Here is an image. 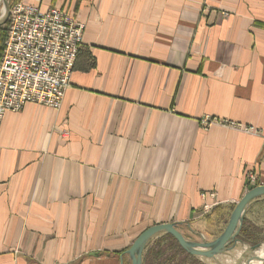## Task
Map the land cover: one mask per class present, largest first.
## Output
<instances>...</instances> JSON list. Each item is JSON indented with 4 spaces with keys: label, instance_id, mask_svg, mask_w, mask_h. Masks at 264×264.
Segmentation results:
<instances>
[{
    "label": "crops",
    "instance_id": "0c3cea01",
    "mask_svg": "<svg viewBox=\"0 0 264 264\" xmlns=\"http://www.w3.org/2000/svg\"><path fill=\"white\" fill-rule=\"evenodd\" d=\"M17 1L85 30L61 107L1 123L0 264H131L264 184V0Z\"/></svg>",
    "mask_w": 264,
    "mask_h": 264
},
{
    "label": "built area",
    "instance_id": "2783aa9c",
    "mask_svg": "<svg viewBox=\"0 0 264 264\" xmlns=\"http://www.w3.org/2000/svg\"><path fill=\"white\" fill-rule=\"evenodd\" d=\"M84 30L85 24L68 11L42 10L24 1L11 5L0 57V127L8 112H19L29 103L61 107L71 85ZM203 122L209 125L218 120L208 117ZM220 123L257 132L254 127L228 120ZM246 180L248 186H258L255 170L247 172Z\"/></svg>",
    "mask_w": 264,
    "mask_h": 264
},
{
    "label": "rangeland",
    "instance_id": "374dc122",
    "mask_svg": "<svg viewBox=\"0 0 264 264\" xmlns=\"http://www.w3.org/2000/svg\"><path fill=\"white\" fill-rule=\"evenodd\" d=\"M15 1L17 0L0 1V28L3 29L8 26L9 11L11 5ZM231 212V208L218 211L214 219L212 221L209 220L208 225L206 226L203 225L204 221H202L200 223V225L204 227L202 228V235H194L193 238L191 237L189 239L198 242L202 241V239L207 241L214 240L225 229ZM247 212V218L244 219L242 229L245 230L246 237L249 242H240L233 250L222 253L212 259L196 256H194V258H190L177 246H175L173 250H167L164 256L152 264H246L247 259L253 255H256L260 249L259 248L256 252H254L252 247L256 244H264V197H260L253 201ZM161 235L162 234L155 236L150 241L151 244H153ZM143 264L149 263L144 262L143 258Z\"/></svg>",
    "mask_w": 264,
    "mask_h": 264
},
{
    "label": "water",
    "instance_id": "95a60500",
    "mask_svg": "<svg viewBox=\"0 0 264 264\" xmlns=\"http://www.w3.org/2000/svg\"><path fill=\"white\" fill-rule=\"evenodd\" d=\"M260 197H264V184L255 186L247 191L240 201L235 204L225 229L214 240L207 241L202 239L200 242L190 240L181 232L179 224H159L142 232L124 254L129 256L131 264H143L144 252L149 242L155 236L167 233L172 235L181 248L192 256L208 259L215 258L222 253L233 250L238 243L243 242L239 239V235L243 227L246 212L251 203ZM260 247L261 244H256L252 247V250L256 252ZM258 258L257 254L253 255L247 259V262L250 264L251 261ZM121 260L123 263V255L121 256Z\"/></svg>",
    "mask_w": 264,
    "mask_h": 264
},
{
    "label": "trees",
    "instance_id": "16d2710c",
    "mask_svg": "<svg viewBox=\"0 0 264 264\" xmlns=\"http://www.w3.org/2000/svg\"><path fill=\"white\" fill-rule=\"evenodd\" d=\"M7 29L6 28H0V57L2 55L3 49H4V41L7 35ZM254 188V187H252ZM251 188V189H252ZM235 206V205H234ZM234 206H231V209L233 210ZM222 233V232H221ZM220 233V234H221ZM239 239L243 242H249L245 230L242 229L241 233L239 235ZM177 246L183 253H185L188 257L194 258L191 254L187 253L184 249L181 248L177 240L170 234L163 233L161 236L158 237V239L151 244L147 245L144 253V262H148L149 264L154 263L155 261H158L162 256L165 255L166 251L171 249L173 250ZM161 264V263H159Z\"/></svg>",
    "mask_w": 264,
    "mask_h": 264
},
{
    "label": "bare ground",
    "instance_id": "6f19581e",
    "mask_svg": "<svg viewBox=\"0 0 264 264\" xmlns=\"http://www.w3.org/2000/svg\"><path fill=\"white\" fill-rule=\"evenodd\" d=\"M0 1H2V0H0ZM3 14H4V12H3ZM257 256H259V258L254 259L253 261L250 262V264H264V244L261 245L259 251L257 252ZM246 264H249V263L246 262Z\"/></svg>",
    "mask_w": 264,
    "mask_h": 264
}]
</instances>
